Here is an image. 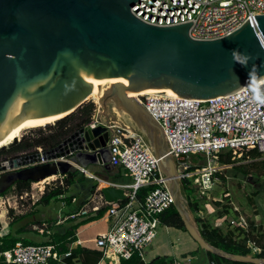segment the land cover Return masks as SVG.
I'll return each instance as SVG.
<instances>
[{
    "label": "water",
    "instance_id": "water-1",
    "mask_svg": "<svg viewBox=\"0 0 264 264\" xmlns=\"http://www.w3.org/2000/svg\"><path fill=\"white\" fill-rule=\"evenodd\" d=\"M136 1L0 0V149L16 143L20 127L68 115L109 80L99 99L102 110L110 102L145 132L189 237L205 252L264 264L262 257L228 253L201 237L189 207L179 203L180 179L159 124L127 93L152 90L200 100L264 80V14L222 37L193 39L191 21L145 23L130 11ZM96 120L54 147L0 161V194L17 180L34 182L73 170L114 171L106 144L113 132L110 120L98 114ZM94 178L98 186L101 179ZM98 190L106 202L124 198L114 183Z\"/></svg>",
    "mask_w": 264,
    "mask_h": 264
},
{
    "label": "built area",
    "instance_id": "built-area-1",
    "mask_svg": "<svg viewBox=\"0 0 264 264\" xmlns=\"http://www.w3.org/2000/svg\"><path fill=\"white\" fill-rule=\"evenodd\" d=\"M130 11L141 21L156 26L191 21L188 28L191 38L214 39L232 32L248 18L264 14V0H137ZM134 98L159 124L181 185L190 181L197 192L208 195L215 182L214 174L220 169L210 163L216 162L221 154L229 153L231 161L244 155L248 160L264 159V83L246 84L232 94L200 100L163 92L139 94ZM95 107L94 113L98 110ZM93 115L86 126L98 123ZM110 123L113 132L106 143L109 163L120 168L129 181L114 183L123 189L122 203L104 201L97 184L94 188L99 207L106 206L103 216L109 222L107 229L99 232L93 241L100 253L96 264H119L133 254L143 260L144 248L161 224L159 215L172 205L158 158L143 135L127 124L122 127L115 121ZM250 150L259 156L248 158ZM199 154L204 157L203 165L189 160L191 156L198 160ZM110 183L113 182L105 181L104 185ZM140 188L145 190L138 198ZM99 207L92 205L90 209L95 211ZM88 210L82 205L69 216L86 214ZM227 224L246 231L242 220L231 218ZM70 250L67 248L59 254L52 243L18 241L12 248L0 251V260L12 264H48L49 260L61 263ZM160 264L178 262L170 259Z\"/></svg>",
    "mask_w": 264,
    "mask_h": 264
},
{
    "label": "rangeland",
    "instance_id": "rangeland-1",
    "mask_svg": "<svg viewBox=\"0 0 264 264\" xmlns=\"http://www.w3.org/2000/svg\"><path fill=\"white\" fill-rule=\"evenodd\" d=\"M106 86L108 87V85L101 86V89L105 91L107 88ZM101 95H103V92L100 93V96ZM98 99L95 96H91L84 100L78 107L85 103H93L95 106L98 105L99 107L96 112H98L97 114L100 120L108 117L110 120L115 121L119 126L123 127L127 124L141 133L146 141L148 140L142 128L138 124L132 122V120L128 119L126 114H120L116 111L114 113L110 102L106 104V109L103 111ZM29 130L31 129L21 130L16 143L19 142L21 136L23 135L25 138H29L28 141L38 135L37 131L28 133ZM8 147L9 146L7 145L3 149H7ZM35 149L41 148L37 147ZM30 150L31 148H23L22 150L16 151L12 154L8 153L6 158H9V156L11 158L12 155L16 154L21 155L23 153H28ZM201 154L196 155L198 160L192 156L189 160L203 165L204 157ZM219 156L224 157L225 154H221ZM262 162L263 161L261 159L248 160L243 158V156L235 158L229 164H222L219 162V159L216 162H211V165L219 166L220 169L214 174L215 182L208 195L197 192L194 188L195 186L193 187L190 184V181H186L183 185L180 183V205L183 209L185 206H188L189 203H191L190 205H196L197 209L190 211V214L193 217H196L197 219L199 218L201 224H207L210 228L219 227L223 231L232 228L230 225L228 226L227 221L235 215L238 221L242 220L246 223V231L250 233L255 243L264 247V227L262 226L264 223V163ZM78 172L86 178V187L89 184V180H94V177H97L90 171L78 170ZM65 175L66 174L53 175L51 179H47L42 182L41 180L34 182L30 181L26 193H21V197H19V193H17L16 188L11 185L4 193L1 194L2 199H0V212L5 209L6 215L10 216L13 211V206H17L21 211L29 210L31 207V201L39 197L43 188L45 186L49 187L53 185H60L61 188L65 190V195H74L75 193L77 196L78 194L79 198L84 199L85 202L83 205L89 209L88 212L92 211L90 209L92 205H97L99 207L100 203L97 196L94 194V190L92 193H87L85 189H78V179L75 181L76 185L66 186L64 178L67 177V175ZM123 179L124 181H126V179L129 181L126 176H123ZM100 186L101 184L98 181V187ZM254 218L256 220H254ZM255 221L259 224L254 225ZM254 244L253 242H246L245 246L248 248L247 255L255 256L259 253L260 249L256 247V244Z\"/></svg>",
    "mask_w": 264,
    "mask_h": 264
},
{
    "label": "trees",
    "instance_id": "trees-1",
    "mask_svg": "<svg viewBox=\"0 0 264 264\" xmlns=\"http://www.w3.org/2000/svg\"><path fill=\"white\" fill-rule=\"evenodd\" d=\"M94 111H95V105H93V103H85V104H82L80 107H77L75 111L69 113L68 115H65L59 119H56L51 124H46L43 127L30 128L31 130H29L28 133H31L32 131H37L38 135L36 137H33L30 141H28L29 138L27 137L25 138L24 135L21 136V139L19 140L18 143L10 145L7 149H0V157L6 158L8 153L12 154L16 151L22 150L23 148H31L30 152H28V153H31V152L36 151L37 149L35 148L37 147H40L41 150L54 147L73 131L86 126L91 121ZM23 154H27V153H23ZM14 156H17V154L12 155V157ZM244 156L243 158H245ZM258 156L259 154L255 150H250L247 152L248 158L254 159ZM261 160L263 161L262 163H264V159H261ZM219 162L222 164H229L231 162V160L229 159V153H226L224 157L219 156ZM105 173H106L107 181H110L113 183L126 182L123 180L124 175L120 168H116L111 173H107V172ZM66 175L67 177L64 178V183L66 186L76 185L75 181L76 179H78L79 181L78 189H85L87 193H92L97 184L96 180H89V184L86 187L85 186L87 183L85 181L86 178H84L83 175L80 172H78V170L67 172ZM29 182L30 181L28 180L27 181L17 180L13 183V186L16 188L17 193L21 195V193L23 192L26 193ZM144 190H145L144 188H140L138 190L137 192L138 198H141L142 194L144 193ZM64 192L65 190L61 188L60 185H53L49 187L45 186L38 197V201L46 204L52 199H57L60 195L64 194ZM71 197L72 196L70 195H66L64 199L66 198L68 201H70ZM84 202H85L84 199L80 198L78 204L74 207L72 212L76 213L78 209L84 204ZM118 202L122 203L124 202V199ZM190 204L191 203L188 204L190 211H194L197 209L196 205H190ZM105 209H106V206H101L97 208V210L94 211L93 216L83 219L79 223H83L90 219L101 217ZM232 219L237 221V217L235 215ZM159 220L161 224L181 228L184 230L179 214L177 213V211L172 205L169 208L165 209L159 215ZM197 221L199 222L198 219ZM76 226L77 224H74L72 228H75ZM197 226L199 228V233L201 237L206 242L228 253L245 255L248 253V248L245 246L246 242H253V244L255 243L250 233L247 231H244V229L240 227H232L231 229H227L223 231L219 227L210 228L209 225L204 224V223L201 224V222L198 223ZM66 236H68V238L70 236L71 238L72 232L69 230L68 234H66L65 232L61 234L56 233V235H54L53 237L54 240L52 241L55 243V249L59 254L67 251L68 247H66V242H67ZM15 241H16L15 238H11L9 236L0 238V251L12 248ZM256 247L259 248L260 251L255 256L264 258V247L261 245H257V244H256ZM205 253L207 254V257L211 261L212 264H250V263H245V262H240V261H231L223 257L217 256L215 254H211L209 252H205ZM76 256H78V258L80 259V264H96L99 260L100 253L97 250H90L86 248L76 247L70 250L69 256L63 258L61 263H57L53 260H49L48 264H70L71 260L75 258ZM164 261H165V258L155 259L148 264H160ZM0 264H4V263L0 260ZM119 264H144V263L140 260V258L136 254H133L128 259L121 260Z\"/></svg>",
    "mask_w": 264,
    "mask_h": 264
},
{
    "label": "crops",
    "instance_id": "crops-1",
    "mask_svg": "<svg viewBox=\"0 0 264 264\" xmlns=\"http://www.w3.org/2000/svg\"><path fill=\"white\" fill-rule=\"evenodd\" d=\"M96 114L97 112L94 113L93 117H96ZM94 174L101 179L99 180L100 184L104 185L103 180L107 179L106 173L97 171ZM127 182L126 179L124 183ZM65 196V194H62V196L60 195L57 199H52L46 204L38 201L37 197L31 201V207L27 211H21L17 206H13L10 216L6 215L5 209L2 210L0 212V238L9 236L15 238V242L52 243L55 245L52 241L54 235L64 232L68 234L70 230L72 232L71 238H73L66 236V247L95 250L93 246L94 238L99 232L107 229L109 223L107 217L102 215L99 218L79 223L83 219L93 216L94 211L70 217L69 213L73 214L72 211L80 198L78 194L76 196L74 193V195H70L72 197L68 201L66 198L64 199ZM0 199H2L1 195ZM196 216L198 217L197 214ZM193 218H195L197 225L201 222H198L196 217ZM198 220L200 219L198 218ZM254 220L256 219L254 218ZM256 222H254V225L259 224ZM74 224H77V226L72 228ZM262 226L264 227V223ZM38 229H42V231L40 232ZM162 258H165V260L176 259L178 264H212L205 251L200 249L183 229L164 224L158 226L154 237L145 246L144 258L141 261L148 264L155 259ZM70 264H80L78 256L73 258Z\"/></svg>",
    "mask_w": 264,
    "mask_h": 264
},
{
    "label": "bare ground",
    "instance_id": "bare-ground-1",
    "mask_svg": "<svg viewBox=\"0 0 264 264\" xmlns=\"http://www.w3.org/2000/svg\"><path fill=\"white\" fill-rule=\"evenodd\" d=\"M262 83H264V80H262V81H260V82H258V83L253 84V86H254V85H259V84H262ZM109 84H110L109 80H103L102 82H100L97 86H95V87L92 89L91 93L89 94V96H88L87 98H89V97H91V96H95L97 99H98V98L100 99L101 96H102V95L100 96V93L103 92V90L101 89V88H102L101 86H103V85L105 86V85H109ZM106 87H107V86H106ZM149 92H158V91H152V90H139V91H136V92L128 91L127 93H128L130 96L134 97V96H136V95L144 94V93H149ZM168 94H169V93H168ZM99 99H98V100H99ZM95 104H96V103H95ZM97 107H99V106L97 105ZM112 109H113L114 111H116V112L119 110L117 107H112ZM57 118H58V117H57ZM57 118H54V119H51V120H48V121L42 122V123H40V124H38V125H36V126H34V127H32V126H24V127H20L18 130H16V135H19L20 132H21V130H24V129L35 128V127H43V126L46 125V124H51V123H53ZM52 177H53V175L48 176V177L42 179L41 182H42V181H45V180H47V179H51Z\"/></svg>",
    "mask_w": 264,
    "mask_h": 264
},
{
    "label": "flooded vegetation",
    "instance_id": "flooded-vegetation-1",
    "mask_svg": "<svg viewBox=\"0 0 264 264\" xmlns=\"http://www.w3.org/2000/svg\"><path fill=\"white\" fill-rule=\"evenodd\" d=\"M7 159V158H6ZM5 157H0V161L6 160ZM13 185V184H12ZM10 187V186H9ZM8 188H6L2 193H4Z\"/></svg>",
    "mask_w": 264,
    "mask_h": 264
}]
</instances>
